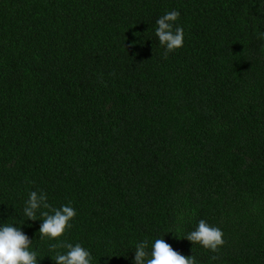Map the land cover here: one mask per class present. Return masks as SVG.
I'll return each mask as SVG.
<instances>
[{"label": "trees", "instance_id": "obj_1", "mask_svg": "<svg viewBox=\"0 0 264 264\" xmlns=\"http://www.w3.org/2000/svg\"><path fill=\"white\" fill-rule=\"evenodd\" d=\"M174 10L185 41L165 58L156 21ZM33 190L71 202L61 239L93 264L157 238L199 264H264L260 0H0V223L56 264L65 249L23 215ZM201 219L218 253L184 238Z\"/></svg>", "mask_w": 264, "mask_h": 264}, {"label": "clouds", "instance_id": "obj_2", "mask_svg": "<svg viewBox=\"0 0 264 264\" xmlns=\"http://www.w3.org/2000/svg\"><path fill=\"white\" fill-rule=\"evenodd\" d=\"M264 5V0H260ZM177 10L166 12L156 21L155 35L164 49V56L181 48L185 41V30L177 25L180 17ZM47 210V211H45ZM38 214L43 217V223L39 228L41 241H57L50 245L52 249H65L57 251L52 257L56 264H93L92 252L80 243L66 242L61 239L67 229L71 228L72 221L77 211L71 202L54 208L45 191L33 190L25 201L23 215L27 219L35 220ZM11 223H0V264H39L41 257L33 250L30 237L21 227ZM194 245H200L206 250L218 253L225 244L224 232L218 227L201 219L194 230L188 232L185 237ZM135 255L132 264H199L195 255L186 257L176 251L164 238L154 241L144 239L135 244ZM118 255H106L110 264L112 257ZM217 259L216 256L212 257Z\"/></svg>", "mask_w": 264, "mask_h": 264}]
</instances>
